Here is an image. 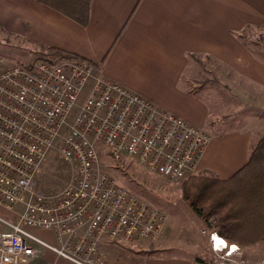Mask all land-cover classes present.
I'll list each match as a JSON object with an SVG mask.
<instances>
[{
	"label": "built area",
	"instance_id": "obj_1",
	"mask_svg": "<svg viewBox=\"0 0 264 264\" xmlns=\"http://www.w3.org/2000/svg\"><path fill=\"white\" fill-rule=\"evenodd\" d=\"M210 141L89 61L42 58L26 67L0 56V207L15 218L0 217V264H113L105 243L158 240L170 216L122 185L103 157L175 182L198 174ZM53 153L69 178L44 193ZM209 235L213 264H247L235 258L236 243Z\"/></svg>",
	"mask_w": 264,
	"mask_h": 264
},
{
	"label": "crops",
	"instance_id": "obj_2",
	"mask_svg": "<svg viewBox=\"0 0 264 264\" xmlns=\"http://www.w3.org/2000/svg\"><path fill=\"white\" fill-rule=\"evenodd\" d=\"M0 28L37 53H75L211 133L200 175L230 178L264 139V0H92L86 26L37 0H0ZM236 244L264 250V241ZM118 249L103 245L113 264Z\"/></svg>",
	"mask_w": 264,
	"mask_h": 264
},
{
	"label": "rangeland",
	"instance_id": "obj_3",
	"mask_svg": "<svg viewBox=\"0 0 264 264\" xmlns=\"http://www.w3.org/2000/svg\"><path fill=\"white\" fill-rule=\"evenodd\" d=\"M40 53L46 58L58 59L47 50H41ZM40 53H37L34 48L31 50L25 48L18 39L0 28V56L12 63L27 67L36 60L42 59L39 58ZM227 75L232 78V75ZM87 92L86 89L85 96ZM259 133L260 131L257 130V134ZM210 135L212 140V134ZM102 161L104 169L116 176L122 185L151 206L165 211L170 216L164 234L162 233L163 236H160L161 239L158 238L159 241L146 242L139 247H133L125 242L105 243L104 246L107 244L118 246L119 252L123 255L122 264H187L190 260L198 259L213 264L215 255L211 249L209 230L215 226L218 231L221 216L208 220L198 216L192 210L183 193V187L188 178L173 182L139 166L134 160L125 158L112 161L103 157ZM203 174L212 175L207 172ZM68 178L69 165L57 153H53L40 188L44 193L60 191L66 186ZM0 217L7 220L15 219L2 207H0ZM38 233L48 238L42 232ZM145 247L147 250L143 251ZM248 251L251 253L247 254ZM237 257L245 260L247 264H264V261H258L264 257V250L261 249L244 250L240 247L235 258Z\"/></svg>",
	"mask_w": 264,
	"mask_h": 264
},
{
	"label": "trees",
	"instance_id": "obj_4",
	"mask_svg": "<svg viewBox=\"0 0 264 264\" xmlns=\"http://www.w3.org/2000/svg\"><path fill=\"white\" fill-rule=\"evenodd\" d=\"M37 1L83 26L90 21L92 0ZM47 51L59 60L88 61L59 48L51 47ZM183 193L198 216L208 220L221 216L217 233L230 242L264 241V139L258 142L248 162L233 176L226 180L200 174L191 176L184 184ZM246 230L250 231L248 237L244 234ZM197 262L211 264L202 259Z\"/></svg>",
	"mask_w": 264,
	"mask_h": 264
}]
</instances>
